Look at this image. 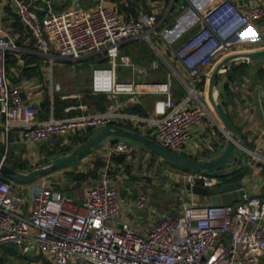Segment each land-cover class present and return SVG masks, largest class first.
Instances as JSON below:
<instances>
[{
    "label": "built area",
    "instance_id": "built-area-1",
    "mask_svg": "<svg viewBox=\"0 0 264 264\" xmlns=\"http://www.w3.org/2000/svg\"><path fill=\"white\" fill-rule=\"evenodd\" d=\"M13 2L21 22L33 33L38 52L51 64L55 58L74 61L106 55L105 63L93 67L90 86L93 93L109 96L104 109L41 119L39 103L24 97L20 83L8 80V52L19 50V46L4 28L0 5L3 134L7 139L10 132L17 131L19 141L49 143L51 147L56 138L68 145L89 128L131 124L161 145L185 154L196 127L208 115L201 99L204 91L197 85L202 80L201 68L241 45L246 28L264 18L261 0H217L198 11L199 28L178 47L169 43L193 83L188 94L177 100L171 78L121 79L117 69L120 65L136 68L130 57L120 54L125 40L140 38L158 48L153 35L165 37V23L178 0H148L152 11L141 9L134 18L124 15L108 0H96L90 8L78 3L62 12L49 9L44 17L31 0ZM152 66L158 67L159 60H154ZM61 90L62 84L52 76L51 98ZM146 93L164 96L162 115L126 109L123 95ZM131 149L126 141L111 145V153ZM6 156L0 161L5 163ZM179 177L185 182L180 188L183 194L196 185L210 189L222 179L201 170H185ZM18 184L0 170V250L15 245L22 253L42 254L53 264H264V193H245L241 202L223 205L182 202L181 209L165 212L148 231L141 232L129 222L114 224L121 213V202L118 185L107 173L86 189L81 202L44 176ZM135 205L149 207V195L138 194Z\"/></svg>",
    "mask_w": 264,
    "mask_h": 264
},
{
    "label": "crops",
    "instance_id": "crops-1",
    "mask_svg": "<svg viewBox=\"0 0 264 264\" xmlns=\"http://www.w3.org/2000/svg\"><path fill=\"white\" fill-rule=\"evenodd\" d=\"M31 1L40 11L42 17L45 16V13L49 9L62 12L74 8L78 3L84 8L93 7L96 3V0ZM161 1L164 3L167 0ZM108 2L117 10H122V13L127 17H137L135 13L130 10H124L125 7L129 6L130 0H108ZM147 3L148 7L145 11H152L151 5L148 1ZM262 3L264 2L262 1ZM0 5L4 13V28L8 35L13 38L19 46V50H11L8 52V80L12 84L20 83L22 85L24 97L33 99L39 103L42 108L41 113L38 115L39 118L44 119L51 115L64 117L100 110V105L103 102L105 103V98L110 100L107 94L93 93L90 87L92 69L95 65L105 63L106 55L88 57L94 58L91 62L93 65L89 76L88 74L86 75L85 72H81V75L78 74L77 77L74 78L68 79L70 75L68 77L57 78L55 73L52 72L53 64H51L47 57H44L38 52L33 33L29 28L24 26L17 17L19 15L13 0H0ZM177 5L174 8L175 10ZM158 8L161 9V7ZM140 12L141 8L138 10V15ZM178 13L176 18L179 20V25L173 26V20H167L165 26L168 32L165 37L154 34L156 35L155 42L158 48H155L150 42L151 46L148 45V43H146L148 41L140 38L127 39L122 43L120 54L130 57L131 61L136 63V68L133 69L130 66L120 65L117 69L119 78H134L136 80L146 81H166L168 78H171L173 83V94L177 100L183 99L188 94L189 87L192 86L193 83L187 69L180 63L170 49L169 43H171L173 47L181 45L187 37L199 28L200 21L199 14L198 16L192 15V9L190 8L185 10L181 9ZM189 20H191L190 25L185 26V23L187 21L189 22ZM262 48H264V18L246 28L245 41L241 45L233 48L227 53L221 54L208 63V65H204L201 68L202 80L197 85L200 90L204 91V94L201 95V99L208 108V115L202 123L196 127L193 139L190 141L185 151L186 155L201 159L208 158L210 155L221 151L228 141V132L208 100L209 79L216 65L230 54ZM156 59L159 60V66L153 67L152 63ZM52 76L56 81L62 84V90L56 92L53 99L50 94ZM217 89L218 98L224 104L231 119L244 137L246 150L245 155L242 157L233 173L224 176V179L225 181L241 180L244 185L245 193L248 195H260L264 193V60L237 58L229 61L218 75ZM57 93L60 94L57 96ZM122 98L127 101L128 105L126 109L130 112H139L144 115L156 116L162 115L165 112V107L163 105L164 96L162 94L146 93L141 96L123 95ZM2 120V117H0V132H3ZM16 133L18 134L17 131L10 132L7 138L8 144L12 142L15 148L11 151L9 150V155L6 159L8 162L5 163L17 169H19L17 166L20 165V162H22L21 165L25 164L28 166V168L24 169L36 167L43 163L44 160L48 159L50 157L48 156L49 154H51V156L55 154L60 155V150L63 148L61 139L56 138L53 142L54 148L50 147L49 149L51 153L47 151V148L45 149L44 145L38 148L36 152L40 157L37 164L32 162V160H23L20 159V155L24 145L36 147L40 144L19 141L18 137H14ZM116 141H126L130 143L132 149L130 151L111 153V145ZM135 142L137 141H134V143L128 141V138L121 137L117 140L110 137L105 140L103 146L88 154H95L97 151L102 152L98 155L107 162V165L100 169L99 173H101L102 176L105 173L108 174V169L116 170L118 173L127 169L129 174L126 177L128 178L127 181L129 184L124 192L127 198L124 199L119 191L121 213L116 222H129L135 229L146 232L153 223L161 219L165 212L173 211L175 207L178 208L177 202L179 201L177 200L176 204L172 206L171 192L170 196H164L163 190L166 191V185H163V183V186L161 185L158 176L160 174L159 171L165 170L168 166L171 167L168 169L171 170L170 172L179 176L185 172V169L166 164L162 156L155 159L153 153L149 151L148 148L140 142ZM20 144L22 147L19 150L18 146ZM121 154L124 156L123 160H116L114 156ZM35 155L36 154H34V157L37 158V155ZM41 159H43V162H41ZM93 163L94 161H91L89 165L92 166ZM53 172H56V170ZM53 172L44 175V177L48 178L49 181L56 186V183H54L51 178ZM133 173L139 175L135 177ZM22 184L27 183H19L18 186H22ZM86 189L80 200L83 199ZM209 190L210 193L207 195L199 194L191 190L189 199L191 202L200 201L203 204H209L211 203L210 194L219 192V187L214 186ZM142 192L147 193L150 197L149 207L138 208L135 205L136 197ZM175 210L177 211V209ZM40 255L42 256V254Z\"/></svg>",
    "mask_w": 264,
    "mask_h": 264
},
{
    "label": "water",
    "instance_id": "water-1",
    "mask_svg": "<svg viewBox=\"0 0 264 264\" xmlns=\"http://www.w3.org/2000/svg\"><path fill=\"white\" fill-rule=\"evenodd\" d=\"M184 3L185 0H179L176 8L177 12L181 11L182 4ZM237 58L264 60V48L230 54L223 58L214 68L209 79L208 100L228 132V141L221 151L210 155L208 158L201 159L176 152L161 145L154 138L144 133L127 128L126 126L112 124L96 129L86 139L75 143L70 151L60 155H52L47 161L36 167L20 170L0 161V170L16 183H29L57 169L81 161L88 153L103 146L107 138L111 137L118 140L123 137L142 143L149 150L159 154L180 168L201 170L221 177L222 179L217 184L219 192L210 194L211 203L213 205L232 204L245 194L244 185L241 180L225 181L224 176L233 173L245 155V140L241 131L231 119L228 110L218 98L217 78L223 67L229 61ZM193 190L204 195L210 193L208 188L201 185L194 186Z\"/></svg>",
    "mask_w": 264,
    "mask_h": 264
},
{
    "label": "rangeland",
    "instance_id": "rangeland-1",
    "mask_svg": "<svg viewBox=\"0 0 264 264\" xmlns=\"http://www.w3.org/2000/svg\"><path fill=\"white\" fill-rule=\"evenodd\" d=\"M179 1V0H178ZM213 1H217V0H187L185 3V7L182 10H185L186 8L190 7L192 9V15L194 16H198V11L200 12L201 9L207 5H209L211 2ZM264 2V0H262ZM163 3V2H162ZM264 4V3H263ZM165 11V10H163ZM56 12V11H55ZM179 13L176 12V10L174 9L172 11V14L169 15L168 17V21H172V25H177L179 23L178 18H176V16ZM191 20H189V22L187 21L185 23V26L190 25ZM179 25V24H178ZM154 39L156 38V35H153ZM148 45L151 46V44L149 42ZM232 50V49H231ZM92 58H88V59H82V60H68V59H64V58H55L54 62H53V69L52 72L55 73V76L58 77H68L70 75V78H74L77 77L78 74H80L81 72H85L86 75L91 73V69H92ZM49 60V59H48ZM50 61V60H49ZM51 62V61H50ZM43 63V61H42ZM50 68V67H49ZM81 75V74H80ZM79 75V76H80ZM60 93H57V96ZM59 98V97H58ZM14 137H18V134L16 133L14 135ZM13 138V137H12ZM61 139V138H60ZM63 139H61L62 141ZM128 141L133 142L132 140L128 139ZM137 143V142H135ZM0 145L4 146V149L1 152V156L0 158L2 159L4 157V155L6 154L7 156L9 155V150L11 151L12 149L15 148V145L11 142V144H8V141L6 139V136L3 134V132H0ZM9 145V146H8ZM46 148H50L51 146L49 145V143H43L40 144L36 147H29V146H25L23 148V151L21 152L20 155V159H27L29 161L32 160V162H35L37 164L40 155L36 152L38 150V148L40 146H43ZM10 147V149H9ZM19 150L22 147L21 144L18 146ZM101 154V151H97L95 154H88L87 156H85L81 161L76 162L74 165L66 167V168H62L59 170H56V172H53L51 175L52 181H54V183H58L61 182L62 180L65 182V178H66V172L69 170H73V169H86L87 166H89L91 161H95V158H97L99 155ZM34 154L37 155V158L34 157ZM43 155H45L44 153H42ZM35 155V156H36ZM98 155V156H97ZM6 156V159H7ZM5 159V162H8ZM43 159H41V162ZM47 160V159H46ZM44 160V162L46 161ZM168 167V166H167ZM165 170H160L159 171V181L162 185H166L165 190H163L164 192V196H170L171 193V197H172V206H174L176 204V200L179 201L178 203V208L175 207L173 209V211H176L175 209H177V211L179 209H181L182 206V202H186V203H190L191 200L189 199L190 197V191L185 192L184 194L182 193L180 187H185V182L183 179H181L177 174H174L173 172H170L171 167H168ZM132 171V169H131ZM142 171V170H140ZM128 171L127 169H125V171L118 173L116 170H109L108 169V175L110 177H112L114 179V181L116 182V184L118 185L119 191L121 192V194L123 195L124 199L127 198V196L124 194V192L126 191V187H128V178L126 177L128 175ZM134 174V173H133ZM139 174H134V176L136 177ZM131 177H132V173H131ZM102 178L101 173H99V175L87 182L82 183L83 185H78L75 181H71L70 186L73 187L72 190V196H74L76 198V200L78 202H81L82 200H80V198H82L84 190L94 184L95 182H97L98 180H100ZM133 179V178H132ZM8 180H11L8 178ZM131 181V180H130ZM162 185V186H163ZM171 192V193H170ZM169 193V194H168ZM120 196V195H119ZM180 196H183V201L180 200ZM242 199L238 200L237 203L241 202ZM199 203L203 204L202 202L198 201ZM181 204V205H180ZM117 220V219H116ZM116 220L113 221L114 224H116ZM10 247H15L14 245H5L1 250H0V257H4L5 261L1 262L0 264H53L51 261L47 260L45 258L44 255H40L35 251H29L27 253H22V251L17 252V249L14 248V252L13 251H7V249H9ZM81 264H87V263H81Z\"/></svg>",
    "mask_w": 264,
    "mask_h": 264
},
{
    "label": "trees",
    "instance_id": "trees-1",
    "mask_svg": "<svg viewBox=\"0 0 264 264\" xmlns=\"http://www.w3.org/2000/svg\"><path fill=\"white\" fill-rule=\"evenodd\" d=\"M148 0H130L129 2V6L125 7L124 10H130L131 12L135 13L136 16H138V10L139 8L141 9H144L146 10V8L148 7V3H147ZM121 12H123L121 10ZM19 19L20 17L17 16ZM21 21V20H20ZM110 100L108 98H105V103L103 102L101 105H100V110L104 109L105 106L107 105V103L109 102ZM102 107V108H101ZM127 128H130V129H134V130H137L136 128H134L131 124H126L125 125ZM96 129L95 128H89L88 130H86L85 132L83 133H80L78 134L72 143L68 144V145H63V148L60 150V153L59 154H64L66 153L67 151H70L72 149V145L77 143V142H80L84 139H86L87 137H89ZM52 148H54L52 146ZM4 149V146L3 145H0V156H1V152L2 150ZM49 149L50 148H47V151L49 152ZM149 150V149H148ZM151 151V150H149ZM154 155V158L157 159L158 157H160L159 154L151 151ZM51 153V152H49ZM54 153V152H52ZM48 156H51V154H49ZM116 158V160H119V161H122L124 156L121 154V155H115L114 156ZM1 159V158H0ZM164 159V158H163ZM23 161V160H22ZM164 162L166 164H170L172 166H175V167H178L180 168L179 166L173 164L172 162L168 161L167 159H164ZM22 162H20V165L17 166L19 169H24V168H28V166H26L25 164L24 165H21ZM75 164V163H74ZM74 164H71L69 166H72ZM107 165V162L106 160L102 159L101 157H97L93 163V165H89L87 166L86 169H73V170H69L66 172V178H65V182L62 180L61 182H58L56 184V187L58 189H60L62 192L66 193V194H69V195H73L72 194V190H73V187L70 186V183L71 181H75L78 185H83L82 183L84 182H87L95 177H97L99 175V172H100V169L104 166ZM183 169V168H182ZM187 170V169H185ZM15 246V245H14ZM14 248L16 247H10L9 249H7V251H13L14 252ZM17 249V248H16ZM20 251V250H19ZM17 252H18V249H17ZM5 261V258L4 257H0V263L1 262H4ZM87 264H91V263H87Z\"/></svg>",
    "mask_w": 264,
    "mask_h": 264
}]
</instances>
